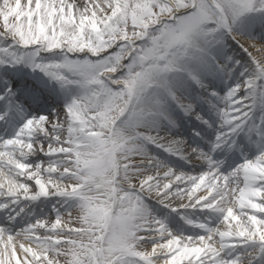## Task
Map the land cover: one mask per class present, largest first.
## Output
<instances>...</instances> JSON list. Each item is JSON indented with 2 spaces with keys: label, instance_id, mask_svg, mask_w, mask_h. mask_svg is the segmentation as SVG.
I'll return each instance as SVG.
<instances>
[{
  "label": "snow or ice",
  "instance_id": "snow-or-ice-1",
  "mask_svg": "<svg viewBox=\"0 0 264 264\" xmlns=\"http://www.w3.org/2000/svg\"><path fill=\"white\" fill-rule=\"evenodd\" d=\"M0 264H264V0H0Z\"/></svg>",
  "mask_w": 264,
  "mask_h": 264
}]
</instances>
